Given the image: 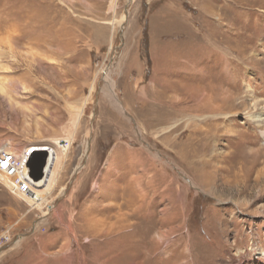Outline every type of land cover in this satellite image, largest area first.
Masks as SVG:
<instances>
[{
  "label": "rangeland",
  "instance_id": "obj_1",
  "mask_svg": "<svg viewBox=\"0 0 264 264\" xmlns=\"http://www.w3.org/2000/svg\"><path fill=\"white\" fill-rule=\"evenodd\" d=\"M0 81L17 152L87 100L45 215L0 182V264H264V0H0Z\"/></svg>",
  "mask_w": 264,
  "mask_h": 264
},
{
  "label": "bare ground",
  "instance_id": "obj_2",
  "mask_svg": "<svg viewBox=\"0 0 264 264\" xmlns=\"http://www.w3.org/2000/svg\"><path fill=\"white\" fill-rule=\"evenodd\" d=\"M125 15H122L120 19L114 21L115 24H120L124 21ZM11 45V44H9ZM11 47V46H10ZM19 88L25 89L24 86H20ZM13 91V90H12ZM16 95L18 91H13ZM0 96L3 98V101H7L8 103H12L13 96L8 92L7 87L4 85V81H0ZM87 100H84L80 106L69 105L68 111L70 115V128L63 132L60 137L52 138L48 141H43L47 144V149L45 148H31V149H22L20 152H17L13 146L12 140H5L0 142V151L11 152L16 157L21 159H26L28 156H32L34 151H41L46 153L44 168V176L42 179L33 181V185L35 186L33 191L34 199H25V203L34 210H38L43 215L46 214V210L49 211L48 204L50 202L49 198L51 196V191L54 188L60 167L62 165L63 160L66 158L68 150L75 139V129L76 125H78V121L80 117L83 115L84 104ZM13 104V103H12ZM259 117V115L257 116ZM257 119V118H256ZM260 121H256L258 123ZM264 134V133H263ZM31 158V157H30ZM30 170L29 166L24 167V172L27 173ZM0 182L3 186H5L8 190H13L14 186L13 182L3 173L0 172ZM47 184V185H46ZM260 260L264 262V254L259 255ZM233 264H242L241 261L235 262V259H232ZM235 262V263H234Z\"/></svg>",
  "mask_w": 264,
  "mask_h": 264
},
{
  "label": "built area",
  "instance_id": "obj_3",
  "mask_svg": "<svg viewBox=\"0 0 264 264\" xmlns=\"http://www.w3.org/2000/svg\"><path fill=\"white\" fill-rule=\"evenodd\" d=\"M30 156L19 160L11 152L0 151V172H3L12 182L13 190H8L12 195L17 196L25 202V199H34L32 189L33 180L30 177V170L25 173L24 167L28 166Z\"/></svg>",
  "mask_w": 264,
  "mask_h": 264
},
{
  "label": "water",
  "instance_id": "obj_4",
  "mask_svg": "<svg viewBox=\"0 0 264 264\" xmlns=\"http://www.w3.org/2000/svg\"><path fill=\"white\" fill-rule=\"evenodd\" d=\"M46 156V153L41 151H34V154H32L28 166L30 168V177L33 181L40 180L44 176L43 166Z\"/></svg>",
  "mask_w": 264,
  "mask_h": 264
}]
</instances>
